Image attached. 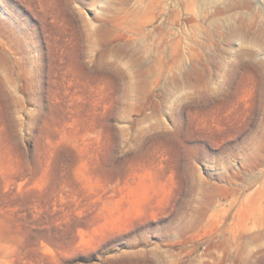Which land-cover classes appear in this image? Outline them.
<instances>
[{"label":"rangeland","instance_id":"1","mask_svg":"<svg viewBox=\"0 0 264 264\" xmlns=\"http://www.w3.org/2000/svg\"><path fill=\"white\" fill-rule=\"evenodd\" d=\"M264 0H0V264H264Z\"/></svg>","mask_w":264,"mask_h":264},{"label":"bare ground","instance_id":"2","mask_svg":"<svg viewBox=\"0 0 264 264\" xmlns=\"http://www.w3.org/2000/svg\"><path fill=\"white\" fill-rule=\"evenodd\" d=\"M264 182V181H263Z\"/></svg>","mask_w":264,"mask_h":264}]
</instances>
